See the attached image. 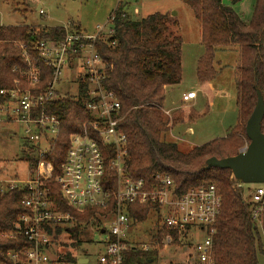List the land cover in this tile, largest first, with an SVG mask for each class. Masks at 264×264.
<instances>
[{
  "label": "trees",
  "instance_id": "trees-1",
  "mask_svg": "<svg viewBox=\"0 0 264 264\" xmlns=\"http://www.w3.org/2000/svg\"><path fill=\"white\" fill-rule=\"evenodd\" d=\"M179 1L190 8L201 26V43L205 52L197 62L196 75L205 91L209 90L210 83L217 76L215 52L238 51L236 125L224 137L194 147L186 153L181 152L177 144L164 140L169 130L168 123L159 111L164 105L165 88L181 81L182 48V38L171 30L176 23L167 14L156 12L137 19L129 16L125 5L118 2L112 12L113 37L107 42H95L96 53L105 65L103 86L114 94L120 105L118 128L126 138L130 174L143 178L147 184L154 183V177L158 175H168L177 195L210 184L216 186L221 197V209L214 224V264H257V255H264V216L259 226L251 221L249 204L243 200L240 189L233 187L235 180L231 178L229 170L206 169L205 166L209 158L235 156L239 154V149L248 144L245 124L255 107L256 91L261 93L264 100V0H254L249 21L243 20L232 7L241 0ZM76 29L81 31L79 27ZM64 35L63 27L0 26V90L13 89V81L21 80L18 71L27 69L19 45H24L35 57L36 45L57 42ZM15 67L18 71H13ZM39 68L40 88H44L52 80L53 70L44 65ZM75 82V96L45 104L40 109V112L57 118L59 124L46 154L38 158L34 147L29 144L21 152L30 171H35L40 162L51 166V178L44 182L45 187L49 189V196L57 210L73 218V227L66 230L71 237L70 242H60V235L65 229H55V241L70 250L63 257L68 262H76L75 255L86 241V230L97 227L103 218L114 211L111 198L106 207L88 206L77 210L61 197L60 189L54 182L61 173L71 136L80 134L82 125L93 121L85 106L89 81L77 75ZM173 113L172 125L191 123L198 118L193 107L181 108ZM261 132L264 135V114ZM104 190L114 191L112 181L104 186ZM23 195L22 188L0 190V234L2 231L9 232L17 215L24 211L21 205ZM127 210L134 220L143 225L150 223L152 228L153 224H158L160 210L157 206L132 205ZM143 233L145 242H148L150 231ZM164 234L158 233L157 238L161 240ZM26 245L22 237L8 239L0 236V262L5 260L8 251H19ZM154 256L153 252L141 254L130 251L125 256V263L148 264Z\"/></svg>",
  "mask_w": 264,
  "mask_h": 264
},
{
  "label": "built area",
  "instance_id": "built-area-1",
  "mask_svg": "<svg viewBox=\"0 0 264 264\" xmlns=\"http://www.w3.org/2000/svg\"><path fill=\"white\" fill-rule=\"evenodd\" d=\"M38 11L42 14L40 6ZM113 20L114 13L93 34L63 27L65 35L61 40L41 42L34 47L35 57L24 45H19L27 69L18 71L15 67L13 71H18L21 80L15 79L11 90H0V124L10 121L25 124L26 142L42 158L59 124L54 116L40 112L41 107L77 94V85L74 89L69 86L71 74L74 81L77 75L89 81L85 106L93 121L84 123L82 132L71 136L61 173L54 182L61 197L77 210L106 207L111 198L114 211L94 228L97 239L85 237L84 245L93 250H80L75 255L76 262L65 261L63 257L70 250L60 242H70L66 230L73 227V218L57 210L45 187L44 182L51 178L50 164L40 162L35 171H30L27 164L24 178L17 175L8 178L0 164V190L24 191L21 201L24 211L17 215L11 230L2 231L0 236L22 237L27 242L19 251H8L0 264H126L125 256L130 251L155 253L148 264H214V224L221 209L216 186L210 184L177 195L168 175H158L154 183L147 184L129 172L126 138L118 128L120 105L103 86L105 65L95 50L97 40L107 42L113 37ZM69 62L75 70L69 68ZM40 65L53 70L52 80L44 88H40ZM63 71L67 76L60 78ZM195 98V92H188L182 102ZM109 181L114 184V191L104 190ZM249 198L250 219L259 226L264 216V186L252 189ZM132 205L157 206L160 210L158 224L149 230L148 242L139 229L143 224L128 213L127 208ZM56 228L65 229L60 242L55 241ZM192 231L202 235L195 243L188 241ZM161 232L165 234L159 240L157 235Z\"/></svg>",
  "mask_w": 264,
  "mask_h": 264
},
{
  "label": "rangeland",
  "instance_id": "rangeland-1",
  "mask_svg": "<svg viewBox=\"0 0 264 264\" xmlns=\"http://www.w3.org/2000/svg\"><path fill=\"white\" fill-rule=\"evenodd\" d=\"M120 0H0V26L16 27L29 26L40 28L65 27L69 31L93 34L97 26L104 25L115 10ZM128 15L137 19L153 13L167 14L176 23L171 30L182 38L181 48V81L177 85L165 88L164 105L160 113L166 123L168 132L164 140L177 144L181 152H188L194 147L204 145L214 139L222 138L230 128L237 123L236 106V66L239 54L236 49L215 52L214 68L216 78L205 91L197 80L196 67L205 49L201 43V26L194 18L190 8L179 0H121ZM254 0H241L232 6L240 17L249 21L252 17ZM40 6L42 14H39ZM138 10V14L134 13ZM75 70V67H72ZM73 73V71H72ZM67 76L62 72L60 78ZM69 86L74 89V74L69 76ZM76 78V77H75ZM74 92V90L72 91ZM188 92H195L196 98L183 103L182 96ZM193 107L198 115L191 123L172 125V115L176 110ZM168 114H166V113ZM26 125L14 121L0 124V164L8 178L17 175L24 178L26 169L25 159L21 152L28 145L26 142ZM245 144L239 153L246 148ZM232 178V176H231ZM236 189L238 184H232ZM264 184L243 183L240 191L243 200L248 201L252 189ZM140 230H151V224H144ZM142 237V235L140 234ZM98 233L90 227L87 239H97ZM202 235L192 231L188 241L197 242ZM66 238V236H64ZM80 250L92 251V247L82 245ZM257 264H264V255H257Z\"/></svg>",
  "mask_w": 264,
  "mask_h": 264
},
{
  "label": "water",
  "instance_id": "water-1",
  "mask_svg": "<svg viewBox=\"0 0 264 264\" xmlns=\"http://www.w3.org/2000/svg\"><path fill=\"white\" fill-rule=\"evenodd\" d=\"M256 98L255 107L245 124L249 141L246 148L232 157L209 158L205 166L206 169L229 170L239 186L243 183L264 184V135L261 132L264 100L259 91H256Z\"/></svg>",
  "mask_w": 264,
  "mask_h": 264
},
{
  "label": "crops",
  "instance_id": "crops-1",
  "mask_svg": "<svg viewBox=\"0 0 264 264\" xmlns=\"http://www.w3.org/2000/svg\"><path fill=\"white\" fill-rule=\"evenodd\" d=\"M119 2V1H118ZM226 4H228L227 2H225ZM38 9V8H37ZM234 9V8H233ZM135 11H134V13L135 14H138V10L137 9H134ZM234 11L236 12V10L234 9ZM129 14V13H128ZM186 94H184L183 96H182V99H183V97L185 96ZM182 102V101H181ZM191 102V101H190Z\"/></svg>",
  "mask_w": 264,
  "mask_h": 264
}]
</instances>
